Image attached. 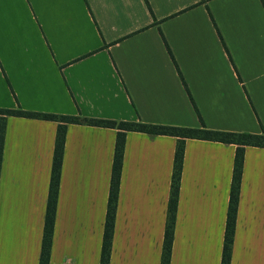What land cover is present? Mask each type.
<instances>
[{
    "label": "crops",
    "instance_id": "obj_1",
    "mask_svg": "<svg viewBox=\"0 0 264 264\" xmlns=\"http://www.w3.org/2000/svg\"><path fill=\"white\" fill-rule=\"evenodd\" d=\"M264 132V0H0V109ZM57 123L7 116L0 264H39ZM114 129L69 124L48 264H99ZM176 138L125 134L109 264H160ZM234 144L187 139L169 264H220ZM230 264H264L245 146Z\"/></svg>",
    "mask_w": 264,
    "mask_h": 264
},
{
    "label": "trees",
    "instance_id": "obj_2",
    "mask_svg": "<svg viewBox=\"0 0 264 264\" xmlns=\"http://www.w3.org/2000/svg\"><path fill=\"white\" fill-rule=\"evenodd\" d=\"M7 116L39 119L57 123L50 181L44 215L39 264H48L49 261L55 220L56 202L59 190L60 169L63 157L64 137L67 125L69 124H85L88 126L114 129L116 131L99 264H109L111 241L119 191L120 172L123 160L124 141L125 134L127 132L171 136L176 138L177 140L173 159V168L170 181V194L167 206V216L164 228L160 264H169L170 262L185 140L194 139L236 145L237 147L234 155L233 174L229 192L220 263L230 264L231 245L235 227V216L240 187L244 147L252 146L264 148V132L260 135H256L250 133L214 131L206 129L205 127H202L200 129L184 128L176 126L153 125L142 122H117L103 119H87L79 116H58L53 114L26 112L21 110L19 105L17 104V108L15 110L0 109V165L3 153L5 121Z\"/></svg>",
    "mask_w": 264,
    "mask_h": 264
}]
</instances>
